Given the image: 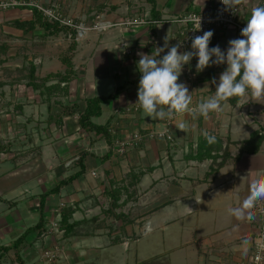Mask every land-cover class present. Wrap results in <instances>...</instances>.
<instances>
[{
	"label": "crops",
	"instance_id": "0c3cea01",
	"mask_svg": "<svg viewBox=\"0 0 264 264\" xmlns=\"http://www.w3.org/2000/svg\"><path fill=\"white\" fill-rule=\"evenodd\" d=\"M37 1L54 5L76 23L91 26L102 22L106 27L90 29L80 37L76 33L75 76L66 97V102L76 103L71 115L55 118L58 108L49 111L38 90L23 81L13 83L11 78L0 77V140L10 143L8 152H0V246H12L23 236L19 246L24 264H129V246L141 236L135 228L144 227L146 234L154 223L157 229L184 228L185 232L178 233L167 255L136 259L131 264H250L254 237L263 221L254 214L251 219H237L229 210L249 194L252 181L264 177V101L238 104L233 97L223 112L210 113L208 118L184 113L164 120L145 117L136 104L140 79L137 53H154L155 48L163 47L166 36L169 47L181 43L179 32L186 25L175 20L191 11L209 13L216 0ZM231 6L238 8L236 19L247 22L251 9L264 7V0H241ZM12 9L0 11L1 40L8 45V60L3 57L0 66L21 67L27 59L36 64L38 77L63 72L59 57L71 42L69 34L49 35L38 26L17 28L12 21L29 20L31 15L21 18L26 15L23 9ZM138 17L147 23L135 27L120 24ZM211 31L210 48L219 45L226 50L229 40L243 38L233 26ZM191 42L179 51L191 50ZM119 43L125 46L119 47ZM32 45L39 50H33ZM166 53L167 49L160 58ZM196 63L194 57L178 79L192 93L190 108L214 95L216 86L211 81L215 78L218 83L226 68L214 65L197 73ZM110 95L101 103V113L91 120L106 124L112 141L165 128L172 140L142 139L123 154L112 146L109 156H104L110 148L108 142L83 131L77 118L87 99ZM181 124L187 126L184 131L179 129ZM205 131L216 137L215 143L207 142ZM85 151L82 172L68 179L79 170L77 161ZM17 157L21 158L18 162ZM130 171L144 174L132 185ZM59 182V188L50 192ZM143 182L146 186L140 190ZM113 190H120L115 195L123 205L112 206ZM140 197L143 207L134 208L131 203L137 205ZM66 207L72 208L68 222L75 223L68 234L58 225ZM165 208L168 213H161ZM120 212L125 215H114ZM41 217L42 224L35 228ZM51 223L56 226L46 233L44 229L52 227ZM245 238L251 242L246 254L241 247ZM36 239L42 244L33 248ZM118 245L123 249L117 255L107 253ZM13 249L3 252V264L15 260ZM45 249L57 250L51 263L42 257ZM176 249L183 250L178 261Z\"/></svg>",
	"mask_w": 264,
	"mask_h": 264
},
{
	"label": "clouds",
	"instance_id": "9594fccd",
	"mask_svg": "<svg viewBox=\"0 0 264 264\" xmlns=\"http://www.w3.org/2000/svg\"><path fill=\"white\" fill-rule=\"evenodd\" d=\"M232 9L231 5H239L241 0H222ZM200 19L198 28L200 30ZM241 37L228 41L226 50L219 45L209 47L213 31H205L203 35L192 38L191 50L180 52L182 43L169 47L166 36L163 47L155 48L154 53L138 52L137 71L140 73L138 84L137 105L145 117L152 120L172 119L176 115L190 113L194 118H208L210 113H221L227 102L235 97L238 104L244 101H264V7L251 9L247 25L241 30ZM167 53L161 57V53ZM197 59L196 72H203L212 66L226 65L219 76V82L213 78L211 83L216 86L214 95L190 108L192 93L185 83H179L185 65H190L193 58ZM258 103V102H256ZM187 126L181 124L184 131ZM209 144L216 142V137L204 132ZM259 201H264V177L257 178L249 185V194L237 207L231 208L230 214L237 219L253 217L254 209ZM197 202H199L197 200ZM250 240L242 241V250L246 254Z\"/></svg>",
	"mask_w": 264,
	"mask_h": 264
},
{
	"label": "trees",
	"instance_id": "16d2710c",
	"mask_svg": "<svg viewBox=\"0 0 264 264\" xmlns=\"http://www.w3.org/2000/svg\"><path fill=\"white\" fill-rule=\"evenodd\" d=\"M20 9H28L31 12V18L29 20H14L11 22V24L17 28H21L23 30H32L35 26L42 27L45 31L46 34L53 35L57 34L60 31H64L65 33H68L69 36L71 37V42L69 43L66 51L60 55V60L64 64L65 69L63 72H51L46 74L43 77H38L35 74L36 71V64L32 60H27L26 63L23 64L20 68L26 75L27 84L30 85L33 90H38L39 93L43 96V102L47 103V108L50 111L54 107L58 108V112L55 113V118L58 117L61 119L62 116L64 115H71L74 113V108L76 106V103H68L66 102V97L68 96V87H69V82L70 80L75 76V71L73 69V63H72V56L74 53V50L76 48V30L70 26L66 25H61L56 21H49L43 14L42 12L37 9L33 5H21L18 6ZM76 23V22H75ZM4 46V45H3ZM6 47V46H5ZM5 60V59H1ZM3 61L0 62V64ZM1 84V83H0ZM114 95V94H112ZM107 96V97H94L86 100V106L84 110L78 114V124L79 127L85 131L86 133L90 135H95L96 136H101L104 138L108 144H109V150L107 153L104 154V156H109L111 152V147L113 146L114 140L112 141V135L108 131V127L106 124L104 125H98L95 124L91 118L94 116H98L101 113V103L107 102L110 97L112 96ZM256 132L254 136L258 137ZM261 136V135H260ZM262 137H260L261 139ZM10 148V143L7 141L0 140V152H8ZM87 153L82 152L81 156H79V159L77 161V164L79 166V170L76 171L74 174H71L68 179L73 178L80 172H82L83 168V156L84 154ZM131 175V180H132V185L136 184L140 177L144 174L143 171H138V172H132L130 171L129 173ZM128 174V175H129ZM137 179V181H136ZM62 183L59 182L56 184V186L50 191L54 192L56 191L59 186ZM115 191L120 194V190H113L111 196L112 200V206L116 205H123V201L120 202L121 204L118 203L120 201L119 197L115 195ZM132 196H128L126 199L129 200ZM72 208L71 207H66L63 208L61 211V219L58 222L59 228L64 230L65 234L71 233L73 226L75 223H69L68 222V217L71 216ZM123 213H114L115 216H120L123 217ZM43 222L42 217L39 218V222L34 226L35 228L39 227ZM23 236L18 238L12 246H0V254H3V252H8L11 248L15 249V259L19 262V264H24L23 260L21 259L18 251L16 250L17 247L20 244V241H22Z\"/></svg>",
	"mask_w": 264,
	"mask_h": 264
},
{
	"label": "built area",
	"instance_id": "2783aa9c",
	"mask_svg": "<svg viewBox=\"0 0 264 264\" xmlns=\"http://www.w3.org/2000/svg\"><path fill=\"white\" fill-rule=\"evenodd\" d=\"M21 5H33L39 9L42 14L49 21H56L61 25H66L74 28L76 30L77 36H81L83 33L90 29H101L105 25L102 22H95L91 26H86L82 23H75L71 18L64 17L59 11H57L51 5H45L36 0H0V11L7 10L9 8L18 7ZM233 10L228 9L222 0H216V4L213 6L209 13H198V12H188L183 16L179 17L175 21L185 23L186 28L180 30L179 34L182 37V45L186 46L190 44L192 38L195 36L203 35V32L209 31L216 27H227L233 26L236 31L241 32V30L246 27L247 22H241L236 19V14L238 8L236 6H231ZM200 19V30H194L198 28V21ZM147 23L144 18H132L124 20L120 24L124 26H138ZM124 45V44H122ZM128 52V50H126ZM137 109V106L135 107ZM167 123L169 121H166ZM154 137H165L168 140H172V135L169 133L167 128L162 131H150L148 133H133L127 139L116 138L113 143V149L119 154H123L128 146H133L142 141V139H152ZM252 213L263 221L261 227L259 228L257 234L254 237L253 253L251 257L250 264H264V202L259 201L254 209L251 210ZM56 226L52 223V227ZM42 257L46 262H52L57 257V250L55 249H45L43 251Z\"/></svg>",
	"mask_w": 264,
	"mask_h": 264
},
{
	"label": "rangeland",
	"instance_id": "374dc122",
	"mask_svg": "<svg viewBox=\"0 0 264 264\" xmlns=\"http://www.w3.org/2000/svg\"><path fill=\"white\" fill-rule=\"evenodd\" d=\"M134 2L136 3L137 1L134 0ZM52 6L54 7V5H52ZM18 9H20V8H18ZM12 10H13L12 8H9L7 10H2L1 12L6 13V12L12 11ZM22 14H26V15L22 16L21 18H23V17L24 18H27V17H29L31 15V12L28 9H25V10L23 9ZM66 18H69V17H66ZM103 24L106 27V24L105 23H103ZM104 28L97 29V30H102ZM2 34L3 33L0 31V62L1 61H4V60H1V59H3V57L6 56V54H8V52H7V48H8L7 46L8 45L6 44L7 42L6 41L3 42L1 40ZM122 44H124V45H122ZM35 45H32V49L33 50L34 49L35 50H39V47L38 46L36 47ZM118 46L119 47H123V46H125V43H119ZM41 49H43V48H41ZM121 51H122V49H121ZM5 59L8 60V57H5ZM16 60H17L16 62H19L18 58ZM10 61H12V64H14V60L13 59L10 60ZM20 69H21L20 67H12V68H9L8 69L7 66H4V67L0 66V77L9 78V79L11 78L13 80V83H22V81H23V82L26 83L27 86H30V85L27 84V81H28L26 79V75L27 74H25ZM35 74H36V71H35ZM41 133H43V131H41L40 134ZM41 136H44V135L41 134ZM16 159H17V162H18V161H20L21 158L20 157H17ZM23 184H25V186L28 185V183H23ZM144 186H146V182H143L142 186L139 187V189L141 190ZM143 202H144L143 197H140L139 200L137 201V205H135V202H132L131 205H133L134 208L136 206H138V209H140V208L143 207ZM161 213L167 214L168 213V208H165L164 210H162ZM156 227L157 226H155L154 223H151V231H149L146 234H143V228L144 227H142V229H139L138 227L135 228L136 233L137 234H141V236L139 237L138 240L132 241V243L129 246V249H128V260H127V262L129 264L135 263V260L136 259H137V262H138V261H141V260L146 259V258L151 257V256H156V255H164L165 256V255H167L168 252L166 250H169V248L171 246L170 244L172 243L173 240H175V238L177 237L178 233L179 232H182V233L185 232V229L184 228L183 229H176V230L175 229L168 230V228L157 229ZM50 228L52 229L54 227H51V226L47 225L45 227L44 231L46 230L47 231L46 233H48L49 232L48 230ZM41 244H42V240L36 239L34 241V243H33V248H38V247L41 246ZM120 248L123 249L122 246H119V245L118 246H115L114 249H112V248L108 249L107 250V253H113V254L117 255L120 252V250H121ZM16 250L18 251L19 255H21V252L23 250L21 248V245L18 246ZM182 251H179V249H176L175 250V252H176L174 254L175 257H176L175 261H178L179 259H181V255L183 254ZM171 252L173 253V251H171ZM171 252H170V255L172 254ZM13 253H15V249H13ZM186 253H188L187 250H186ZM21 256L24 257L23 254ZM105 257L107 259V256H105ZM5 259H6L5 255L4 254H0V263L1 264H3L4 262H6ZM106 263H107V260H106ZM9 264H19V262L15 259L14 261L9 262Z\"/></svg>",
	"mask_w": 264,
	"mask_h": 264
}]
</instances>
